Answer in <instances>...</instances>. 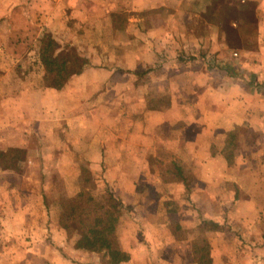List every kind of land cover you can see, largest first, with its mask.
Instances as JSON below:
<instances>
[{
  "label": "crops",
  "instance_id": "0c3cea01",
  "mask_svg": "<svg viewBox=\"0 0 264 264\" xmlns=\"http://www.w3.org/2000/svg\"><path fill=\"white\" fill-rule=\"evenodd\" d=\"M214 1L0 0V152H24L0 160L1 236L44 264H201L213 221L211 264H264V0H238L252 12L224 22L234 49L206 16ZM47 35L86 58L56 88ZM244 133L259 136L246 152ZM50 166L67 197L86 166L121 200L111 247L68 235Z\"/></svg>",
  "mask_w": 264,
  "mask_h": 264
},
{
  "label": "trees",
  "instance_id": "16d2710c",
  "mask_svg": "<svg viewBox=\"0 0 264 264\" xmlns=\"http://www.w3.org/2000/svg\"><path fill=\"white\" fill-rule=\"evenodd\" d=\"M40 43V60L48 72H55L57 68L63 67L66 64L74 65L77 59L81 58L79 55L74 57L69 52L70 48H65L52 35L42 37ZM84 64H86L85 60L81 63L82 66L78 69V72H80ZM231 69V67L228 68L230 71ZM61 83L55 82L46 85L56 88L57 86H62ZM237 139V130L228 134L226 142L229 146L224 149V155L229 162H232ZM9 153L13 154L12 160H17L22 157V153L24 152L17 149L11 150ZM9 153L0 152V160H5V157H8L7 154ZM122 205L121 200L111 191H107L100 199H96L89 193L81 191L77 195L67 198L63 204V228L68 234L74 233L78 227L87 229L98 237L101 248L105 246L111 247L110 239L116 233ZM207 225L209 226L206 227ZM220 229L221 226L213 221H205L201 224L200 244H196L194 249L196 259L200 258L202 264H211L210 246L205 238V232Z\"/></svg>",
  "mask_w": 264,
  "mask_h": 264
},
{
  "label": "rangeland",
  "instance_id": "374dc122",
  "mask_svg": "<svg viewBox=\"0 0 264 264\" xmlns=\"http://www.w3.org/2000/svg\"><path fill=\"white\" fill-rule=\"evenodd\" d=\"M213 3L214 5L211 6L206 16L211 17V20L218 19V21L221 22V28L227 32V34L224 35V37L226 36L225 39L228 42L227 44L230 49H234L236 48L235 47L236 39L233 38L229 34L230 30L225 27L224 22L225 21L227 22L228 19L235 18V16H239V14L240 16H244V18H246L247 17L246 15L252 12L253 5L248 4V3H242L241 1H238V0H215ZM216 4H217V8L215 7ZM207 22L208 23L211 22L210 19H208ZM202 25L205 26L206 22H204ZM1 39L2 37H0V40ZM3 41L4 40H2V42ZM40 42H41V39H39V41L36 42L37 50H39V52L41 48ZM64 47L70 48L69 52L72 55H74V57L79 55L81 56V58L77 59L76 64L70 65V67H68L66 70L56 69L55 72H46L45 77H44V84L63 82L70 72L78 71V69L82 66L81 63L84 60L86 61L85 56L80 54L77 49L71 48L69 46H64ZM114 55H117V52H115ZM234 57H236L235 53H234ZM34 59L35 58L33 56V58L30 61L34 62ZM230 66L231 68H233L232 65ZM254 83H256V81ZM255 87H258V86H255ZM246 137H249L248 144L246 143L247 142ZM258 138L259 136L257 134L256 135H251V134L246 135V133H244L243 134L244 144L241 143V145L239 146H241L240 148H242L245 152L247 151L246 150L247 147H249V150H252L251 148L256 146V141L258 140ZM52 158H54V155H52ZM49 169L51 171V173L49 174L50 175L49 176V180H50L49 191H51V196L47 198V203L48 205H51V206L53 205L54 207L57 206L59 209H61L62 211L61 218L63 221V215H64L63 204L65 200L69 198L66 196V193H68L69 191L68 189L69 185L68 183L65 182L64 177H61L55 172V167L50 166ZM90 173L91 172L86 166H82L81 182L79 183L80 189L83 192L89 193L96 199H100L108 191L107 190L108 188L105 189L101 181H95L96 179L98 180L100 179L99 176H93L91 175L92 173L91 174ZM91 178L93 181L91 180ZM86 189H89V190H86ZM62 225H63V222H62ZM208 226L209 225H207L206 227ZM78 229H80V227H78ZM74 233L68 234V235L73 236ZM28 251L29 249L26 246H24L22 241H18L17 239H15V242H14L12 239H10V237L8 238L3 237L0 234V264H44L43 262L41 263L39 259L31 255Z\"/></svg>",
  "mask_w": 264,
  "mask_h": 264
},
{
  "label": "built area",
  "instance_id": "2783aa9c",
  "mask_svg": "<svg viewBox=\"0 0 264 264\" xmlns=\"http://www.w3.org/2000/svg\"><path fill=\"white\" fill-rule=\"evenodd\" d=\"M235 55H237V53H235Z\"/></svg>",
  "mask_w": 264,
  "mask_h": 264
}]
</instances>
